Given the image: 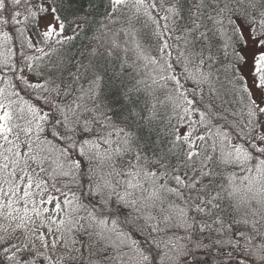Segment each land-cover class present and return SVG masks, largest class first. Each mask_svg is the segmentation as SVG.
<instances>
[{
    "label": "snow or ice",
    "instance_id": "snow-or-ice-1",
    "mask_svg": "<svg viewBox=\"0 0 264 264\" xmlns=\"http://www.w3.org/2000/svg\"><path fill=\"white\" fill-rule=\"evenodd\" d=\"M0 264H264V0H0Z\"/></svg>",
    "mask_w": 264,
    "mask_h": 264
}]
</instances>
